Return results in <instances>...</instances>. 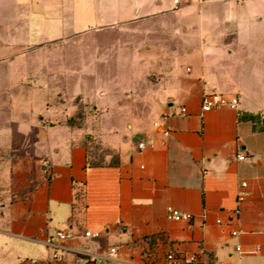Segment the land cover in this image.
Returning a JSON list of instances; mask_svg holds the SVG:
<instances>
[{"label":"crops","instance_id":"obj_1","mask_svg":"<svg viewBox=\"0 0 264 264\" xmlns=\"http://www.w3.org/2000/svg\"><path fill=\"white\" fill-rule=\"evenodd\" d=\"M129 23L153 25L152 50L138 48L117 72L93 61V84H147L153 106L142 126L126 123L127 108H102L119 99L107 94L113 87L93 99L107 117L95 131L117 151L114 162H90L82 135L55 123L51 98L27 120L0 125L36 149L2 193L0 264H167L171 251L189 264H264V0H0V99L17 102V85L39 78L82 82L77 61L57 76L48 61L40 74L27 63L23 77L19 53ZM151 51L153 81L140 57ZM215 93L239 104L204 111L203 96ZM170 208L191 217L171 218ZM57 230L70 236L54 258L45 241Z\"/></svg>","mask_w":264,"mask_h":264},{"label":"rangeland","instance_id":"obj_2","mask_svg":"<svg viewBox=\"0 0 264 264\" xmlns=\"http://www.w3.org/2000/svg\"><path fill=\"white\" fill-rule=\"evenodd\" d=\"M149 30V31H147ZM158 38L153 34V25L129 23L120 25L114 30L105 32H91L76 39L75 41L63 42L65 47H50L49 51H27L19 53L18 73L23 77L27 75L26 65L29 63L30 73L40 74L42 68L41 62H49V72L57 76L60 72L59 66L64 62L67 66L74 61L81 64V68L74 69L81 71V84H70L57 82L41 83L39 78L37 84L28 81L17 85L19 100H1L0 99V125H6L13 122H22L28 119L27 110L32 107L35 112L43 109L45 99L51 98L50 108H56L53 113L55 123L68 124L74 130L78 131L85 139L88 146L91 163L114 162L117 157V151L111 149L105 143L101 136L103 133L95 131V126L105 124L107 117L101 116L100 106L93 99L101 98L104 92L109 91L108 95H117L119 99L106 101L102 108L117 107L127 108L129 115L124 117L126 123L132 124L134 121L144 126L151 118L149 112L152 108V102L146 99L147 84L141 85H94L93 84V61L98 60L106 63H113L114 71L119 67L130 63L132 55L137 56L138 48L144 50L153 48L154 39ZM70 44H76V48L70 49ZM68 45V46H67ZM142 61L145 63V75L153 81V53H140ZM47 69V68H46ZM72 71L70 67L66 68V73ZM51 77L49 78V81ZM58 80V79H57ZM59 81V80H58ZM151 85V84H149ZM50 86V87H49ZM5 85H1L4 91ZM32 90L26 95V91ZM139 87V88H138ZM21 92H26L25 95ZM56 93V94H55ZM29 96V97H28ZM105 96V95H104ZM60 108V112L57 109ZM63 111L65 114H63ZM23 118V119H22ZM123 119V117H119ZM36 123H40L35 119ZM98 122V124L96 123ZM0 141H8L0 146V200L3 198V191L13 187V181L9 177L17 170L27 169L31 165V158L36 155V149H31L25 145L23 133L0 132ZM7 160V161H5ZM4 161V162H3ZM17 162V163H13ZM16 183V182H15Z\"/></svg>","mask_w":264,"mask_h":264},{"label":"built area","instance_id":"obj_3","mask_svg":"<svg viewBox=\"0 0 264 264\" xmlns=\"http://www.w3.org/2000/svg\"><path fill=\"white\" fill-rule=\"evenodd\" d=\"M199 1H202V0H199ZM238 104H239V97L236 95L228 96V95L219 94V93L205 94L203 96L202 108L204 111H209L216 107H224V106L236 107ZM186 113H187V108L185 106H182L180 108L179 114L185 115ZM138 146L140 148L145 147V142H139ZM245 158L246 156L243 153L238 155L239 160H244ZM245 185L246 183H243V186ZM239 212L240 210L237 208L235 210V213L239 214ZM169 217L179 220V219H189L191 216L189 214H182L181 212L173 208H170ZM233 234H236V232H233ZM98 235L99 233H93L88 230L85 231V236H88V237L98 236ZM69 236H70V233L67 232L66 230H57L55 234H53L52 236L46 239L45 241L46 244L48 246L55 248L54 258L63 256V254L59 253L58 250L64 248L63 241H65ZM115 252H116V248H111L110 252L108 253L107 258L112 257L115 254ZM183 262L185 263V260H183L180 257H177L174 251H171L170 253H168L167 264H182Z\"/></svg>","mask_w":264,"mask_h":264},{"label":"trees","instance_id":"obj_4","mask_svg":"<svg viewBox=\"0 0 264 264\" xmlns=\"http://www.w3.org/2000/svg\"><path fill=\"white\" fill-rule=\"evenodd\" d=\"M184 264H189V263H184Z\"/></svg>","mask_w":264,"mask_h":264}]
</instances>
